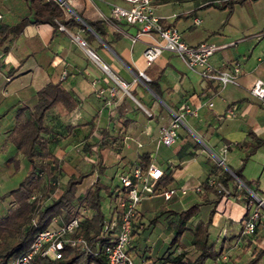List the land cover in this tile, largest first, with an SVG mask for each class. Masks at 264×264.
I'll use <instances>...</instances> for the list:
<instances>
[{
	"label": "crops",
	"instance_id": "crops-1",
	"mask_svg": "<svg viewBox=\"0 0 264 264\" xmlns=\"http://www.w3.org/2000/svg\"><path fill=\"white\" fill-rule=\"evenodd\" d=\"M114 4L128 7L130 3L126 0H69V6L65 7L76 16L75 8L87 19H101L104 39L86 23L87 31L58 22L55 25L29 23L18 34L8 36L0 46V113L4 112L0 117V135L5 138L12 127L17 105L32 103L36 90L45 83L60 82L70 96V103L49 108L44 124L56 136L51 150L59 159L61 180L65 182L69 176L88 171L93 163L99 162V168L89 177H99L113 188L120 184V174L137 162L138 152L150 148L157 140L160 126L170 122L173 112L188 106L197 114L185 113L178 128V139L169 146L172 155L160 160L151 152V157H155L164 171L172 170L170 184L189 188L187 193L178 191L175 196L186 206L189 200L202 199L204 188L200 192L192 188L214 173L211 168L214 164L225 168L242 165L243 150L230 144L248 138L249 130L264 139V103L250 93L256 79L264 81V0L236 4L231 9H197L179 18L178 14H186L193 7L176 12L167 2H153L161 22L176 25L188 44L201 41L225 44L209 58L214 71L239 67L234 81L222 85L217 79L202 77L178 55L164 50L149 67L150 74L159 76L154 83L158 92L139 75L149 66L143 51L147 45L158 41V37L142 33L132 41L138 25L114 17ZM0 7V19L7 24L17 22L27 12L24 0H0ZM195 16L200 17L199 24L193 23ZM87 32L92 35L90 43L81 45L79 40H84ZM116 77L125 83V88ZM112 88L113 95L110 94ZM207 101L212 104H206ZM229 109L236 115L226 116ZM66 124L76 126L67 130ZM100 138L108 144L101 145ZM159 144L156 141L155 148ZM3 154L6 159L14 155V147L9 146ZM22 159L20 157V161ZM241 172L264 198V143L243 162ZM103 194L105 203H101V207L106 215L111 212L113 202L105 191ZM207 196L213 198L214 194ZM219 200V205L204 202L215 209L212 220L221 221L217 239L236 235L233 241L227 239L226 245L242 248L247 239L241 235L246 205L240 195L224 193ZM262 217L264 220V208ZM198 219L193 216L190 222L194 224ZM257 234L260 238L257 246L263 247L264 222L258 226ZM254 246L255 242L250 248ZM220 261L208 259L205 264Z\"/></svg>",
	"mask_w": 264,
	"mask_h": 264
},
{
	"label": "trees",
	"instance_id": "trees-1",
	"mask_svg": "<svg viewBox=\"0 0 264 264\" xmlns=\"http://www.w3.org/2000/svg\"><path fill=\"white\" fill-rule=\"evenodd\" d=\"M167 1L170 0H153L154 3ZM251 1L254 0H205L186 14L181 13L177 17L189 16L197 9L208 7L231 9L236 4ZM24 2L27 5V12L17 22L7 24L0 19V46L10 34H18L29 23L55 25L58 22L68 28L81 27L87 31L86 23L101 38L105 37L101 19H87L75 8L78 15L76 16L67 11L58 0H24ZM91 37L92 35L87 32L84 37L85 42L90 43ZM152 66L153 62L144 72L149 77L145 81L153 91L158 92L154 83L158 82L159 76L155 77L150 74L149 67ZM158 95L161 97L159 93ZM69 103L70 96L60 82L49 81L36 90L32 103L19 104L14 109V123L5 134L0 153H6L8 147L13 146L15 154L7 159L12 162L14 169L18 170L20 157L24 158L27 170L16 185L0 194V199L6 202L4 210L0 211V264H4L7 260L26 251L36 234L48 227L55 216L66 221L78 215L82 207H85L88 213L80 219L78 227L71 235L81 236L86 245L66 243L59 258L35 255L32 264H109L105 255V246L113 236L102 235L105 223V213L101 207L103 193L105 191L112 202H116L125 191L121 184L111 188L104 184L99 177H89L95 169L99 168V162L93 163L88 171L80 172L76 176H69L61 184L59 159L51 150V144L55 141L56 136L44 124V115L49 108L56 104L67 106ZM3 113H0V117ZM75 126L66 124L65 128L71 130ZM247 135L248 138L230 144V146L243 150L242 165L237 168L230 167V170L221 164H214L211 168L217 181L228 188L230 194L240 195L248 209V203L252 196L245 186L239 185L232 172L257 193L256 186L250 180L245 179L241 169L243 162L258 146L264 143V139L251 130ZM156 141L150 148H142L137 154V162L142 163L144 167L151 161V152L156 147ZM99 143L101 145L108 144L104 138H100ZM91 146L92 144L89 145V148ZM99 172H101L100 169ZM172 181V170L164 171L155 183L154 193L160 194V191ZM201 184L204 193L199 202L192 201L183 206L175 199L176 195L168 200L161 195L163 201L168 202V205L161 204L152 215L145 217L139 208L140 214L133 226L132 234L144 231L149 234L160 223L165 226L171 236L168 239L157 238L151 245H148L149 247L139 249V262L133 257L138 264H205L208 259L215 261L221 258L226 248V240L236 235L229 238L223 237L219 244H216V241L211 238L208 225L215 209L211 208L206 220L198 219L194 224L190 222V219L199 213L203 202L215 204L224 194V191L218 189L216 184H209L207 178ZM209 193H213L214 197L208 198ZM261 223L256 226L254 238L247 237L246 239L244 248H249L253 242H255V246L251 252V258L244 264H260L264 256V246H257L260 240L257 228Z\"/></svg>",
	"mask_w": 264,
	"mask_h": 264
},
{
	"label": "built area",
	"instance_id": "built-area-1",
	"mask_svg": "<svg viewBox=\"0 0 264 264\" xmlns=\"http://www.w3.org/2000/svg\"><path fill=\"white\" fill-rule=\"evenodd\" d=\"M65 7L69 6V0H58ZM130 4L128 7L114 4L112 6V15L119 19H124L127 23L137 24L138 31L132 37V41L142 33H152L158 37V41L146 46L143 55L148 64L164 50L175 53L180 59L192 70L196 71L204 78L217 79L220 84L234 81L235 73L239 67L234 65L233 68H224L214 71L209 58L211 54L220 46L208 41H201L197 44H188L181 36L179 29L174 24L165 25L161 22V16L156 12L153 0H126ZM1 17V14H0ZM200 17L193 18L194 24H199ZM81 45L85 44L83 39L79 40ZM140 76L147 79L144 72L139 73ZM122 87H126L125 83H121ZM250 93L260 99L264 103V81L256 79L251 88ZM110 94H114V89H110ZM108 103L110 100L107 101ZM211 105L212 102H206ZM190 112L197 114L196 110L183 107L179 112H173V117L169 123L163 124L159 128L157 142L172 146L178 139V128L183 123L185 113ZM226 116H235L233 109L225 112ZM164 169L160 163L156 162L155 157L146 167L142 163L136 162L133 167L120 174V184L124 189L123 196L116 202L111 204V212L105 215V223L102 229V235H112L111 241L105 246V255L109 264H138L129 253L132 240V229L139 217V202L145 196L154 195V186L156 181L163 175ZM209 184H216L218 189L230 194L229 189L221 182L217 181L214 173L207 177ZM239 185H243L238 181ZM186 186H176L168 184L160 191L164 199L168 200L173 195H177L178 191L185 194L188 191ZM200 192L202 184H197L192 188ZM252 196L249 200L246 215L242 221L241 235L254 238L256 226L260 222H264L262 217V208H264V198L260 197L252 189L248 190ZM88 213L85 207L79 210V214L69 220H62L61 217L55 216L50 225L40 230L28 249L20 255L11 258L4 264H32L35 255L42 257L59 258L62 249L66 243L71 245H86L85 240L81 237H74L71 234L78 227L80 219ZM225 254L221 258H225ZM145 264V263H144Z\"/></svg>",
	"mask_w": 264,
	"mask_h": 264
},
{
	"label": "rangeland",
	"instance_id": "rangeland-1",
	"mask_svg": "<svg viewBox=\"0 0 264 264\" xmlns=\"http://www.w3.org/2000/svg\"><path fill=\"white\" fill-rule=\"evenodd\" d=\"M205 0H170L167 1L169 3L170 7L173 8L176 12H182L187 11L188 9L198 5L199 3L203 2ZM1 10V7H0ZM4 137L0 135V148H2ZM154 154L156 158L162 160L166 159L168 156L172 155V151L169 148V146L164 144H159L157 148L154 150ZM26 171V165L24 158L22 161H20V168L18 170L14 169V166L10 160L6 159V154H0V194H2L4 191H6L8 188L13 187L17 184L19 179L24 175ZM60 182L62 184V180L60 177ZM59 191V190H58ZM190 194V192H189ZM188 194V195H189ZM191 199V198H190ZM196 200H189L187 205ZM197 201H201L197 199ZM102 203H105V200H102ZM217 205H219L220 200L216 202ZM161 204L168 205V202H164L162 199L161 194L156 195H150L143 197L139 202V208L142 209L145 217H148L152 215ZM6 206L5 200L0 199V211H3ZM212 207L208 206V203L204 202L201 204L200 211L196 215V218H200L202 220H206L209 212ZM215 212V211H214ZM214 214V213H213ZM213 217V215H212ZM140 220V219H139ZM139 229V227H138ZM221 229V221L216 222L211 220V222L208 225L209 233L211 234V237L213 240L216 241V244H219L220 239H217V235ZM170 232H167V229L164 225L158 223V225L155 227L154 231L151 233H146L145 231L142 233L135 232L132 234V240H131V246H130V254L132 257H135L137 261H139V253L138 250L147 247L148 245H151L157 238H164L168 239L170 237ZM234 237L230 239V241H233ZM226 246H229L228 243ZM149 247V246H148ZM260 247V246H258ZM241 247H231L225 248L224 254L225 258H222L220 262H216L214 264H244L251 258V252L252 248H244V246ZM237 261V262H236ZM169 264V263H168ZM264 264V256L262 257L261 263Z\"/></svg>",
	"mask_w": 264,
	"mask_h": 264
},
{
	"label": "water",
	"instance_id": "water-1",
	"mask_svg": "<svg viewBox=\"0 0 264 264\" xmlns=\"http://www.w3.org/2000/svg\"><path fill=\"white\" fill-rule=\"evenodd\" d=\"M85 45V44H84ZM86 49L88 50V52L97 60V61H99L111 74H113V72L97 57V55L96 54H94L88 47H86ZM117 78V77H116ZM118 82H120V83H122V81L120 80V79H116ZM227 169H229L230 170V168H228V167H226ZM232 172V171H231ZM232 174L236 177V179L238 180V181H240L242 184H243V186H245L246 187V189L247 190H250L251 191V188H249L248 186H246L238 177H237V175L236 174H234L233 172H232Z\"/></svg>",
	"mask_w": 264,
	"mask_h": 264
}]
</instances>
